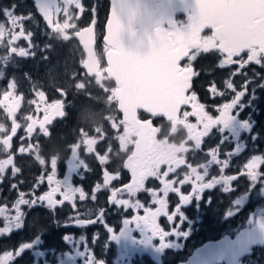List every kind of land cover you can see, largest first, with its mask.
Wrapping results in <instances>:
<instances>
[{
    "label": "flooded vegetation",
    "instance_id": "1",
    "mask_svg": "<svg viewBox=\"0 0 264 264\" xmlns=\"http://www.w3.org/2000/svg\"><path fill=\"white\" fill-rule=\"evenodd\" d=\"M41 2V0H38ZM57 4L63 9V0H57ZM87 9L93 6L97 8L96 16L98 22L95 26L91 25L92 14L85 11L80 14L74 5H70L69 14L73 16L72 23L78 26L73 28H56L49 30L46 22L43 21L39 14L38 8L35 7V0H0V11L5 8L12 10L15 5V15H31V19L24 22L25 31L31 30L33 48L30 50L28 58H19L12 53V48L17 51L19 47L27 49L28 41L18 40L13 44L8 43L12 39L13 29L7 18L0 15V23L5 24V34L0 37V64L3 60H9L4 66L5 76L0 78V99H3L5 91L10 82L16 84L12 89L14 95L21 96V107L17 109L15 119L21 125L15 135L12 134V118H10L3 107H0V125L3 131H0V141L11 136L10 147L0 143V161L7 163L12 157V164L5 168L4 174L0 176V228L7 223L6 217L15 215L13 205L19 198V193L24 192L25 198L32 199V193L35 196L42 195L49 190L45 173L50 171V162L41 165L40 162L45 158L51 160L58 159L57 179L71 180L74 187H81L85 192V200L80 201L78 194L71 202H66L63 206L58 205L55 209L50 210L47 207H33L29 209L22 206V211L26 214L23 227L19 230L13 229L10 233H0V256L6 252H12L13 257L8 264H31L30 252L26 251L21 257H15V251L23 243L31 242L38 233H42L44 243L43 248H54L49 251L60 253L57 257L59 264H77V258L71 253V241L80 242L81 238L86 239L88 251H95L94 258H101V264H186L193 255L205 245L217 242L221 239H234L244 230L254 228L257 223L264 220V194H261L257 182L248 183L242 173L246 171L243 165L253 154L251 141L248 147L243 149L239 154L229 159V167L224 173H220L219 165L209 166L205 182L212 178H219L220 175H237L240 177L233 182L235 187L231 194H225L222 187L217 186L213 190H206L203 199L199 202L194 201L193 207L185 208L186 222L182 228H179L180 222L177 218L175 223L179 230L186 234L180 237H169L167 243L169 247L161 248L155 238H149L148 229L144 225H137L128 221L134 215L143 216L144 210L124 209L116 207L109 203L108 198L111 190L114 188H123V186L132 182V174L144 172L166 171L169 166L175 167L179 164L183 155L186 164L182 165L174 173H170L166 179L172 180L176 187H181L186 194L191 191L190 184L181 186L179 180L186 175L195 180L191 174L192 167L204 175V170L200 165L206 164L210 157L206 155L207 151L216 143L215 133L206 138L202 143V149L189 151L184 154L185 141L188 138L189 129L180 119L173 116L172 113L159 115L151 110L146 104L136 105L135 99L132 98L127 102H119L117 94L128 91L134 92L135 89L140 91L145 88L140 81L135 84L126 83L134 80L129 77L123 79L119 84L111 79L107 72L106 54L111 49L104 41V30L110 11V0H83ZM160 2H152L153 12L157 10ZM54 19L61 24L65 19L63 12L56 13L53 9ZM146 21H138L134 26L137 32L139 28L145 27L148 34L157 27L167 28V24ZM176 22L186 25L185 15H176ZM94 27V41L92 50L94 52V61L86 66L89 57L84 50L77 33L85 27ZM88 32L91 29L86 30ZM201 35L215 39L210 29L204 30ZM91 40L82 43H90ZM73 47L72 58L68 62L63 61V53L66 49ZM136 48L137 51L146 50ZM136 50L134 52H136ZM63 56V57H62ZM223 56L215 51L208 54H201L193 62V68L198 72V76L193 78L192 92L198 97V103L204 104L205 110L210 115H218L216 111L224 103H228L234 98L232 90L227 88V83L232 82L238 90L242 87L246 79H254L256 83L250 85V88H256L258 83H264V67L248 64L240 74L233 75L237 71L238 65L219 67V61ZM247 59L246 53L240 58ZM187 63L182 60L181 64ZM132 66L125 67V74L129 76ZM75 78V79H73ZM127 80V81H126ZM123 83V84H122ZM145 83V82H144ZM80 87L77 89V86ZM154 88L150 92L160 90L165 92L160 97V103L166 104L167 90L156 78L153 80ZM215 85L216 93L211 92V87ZM133 86V87H131ZM58 89L67 91L66 116L57 119L50 126V136L43 137L39 133H34L32 138H28L25 131L28 121L27 115H33L35 119H42L43 112H37L35 105L30 101L37 100L35 92L43 90L46 93V102L51 103L60 99ZM147 89V88H146ZM143 90V89H142ZM135 93V92H134ZM94 95V98L89 97ZM190 94V93H189ZM259 100L256 105L253 104L250 112L254 113L257 121L254 132L260 133V139L256 142L258 148L255 154H264V90L257 88L256 92ZM160 95H154L153 100H157ZM163 101V102H161ZM133 115L129 120L124 119L120 107L133 106ZM146 107L158 117L153 118L150 114L140 107ZM183 111H191L189 106H183ZM247 116V111L244 113ZM114 117L120 122V131L125 128L123 137L118 138L110 129L108 119ZM129 118V117H128ZM146 120H151V127ZM190 122L195 123V118L191 117ZM99 133V135H97ZM90 134V135H89ZM103 136L94 145L93 140ZM238 136L239 133L237 132ZM38 137V138H37ZM39 145L31 149L29 144ZM86 145L89 150L94 151L89 154L82 146ZM189 147L194 145L189 142ZM233 147L224 145L221 148L220 159H225L224 151ZM24 148V153L20 149ZM78 151V159L86 163L87 168L81 169L79 173H67V160L70 157L69 149ZM99 155H105L108 160L106 164L101 165L98 160ZM13 167L19 169L13 173ZM108 171L110 174L119 173V179L112 181L108 188L101 187L95 193L93 199V189L99 183L103 185V173ZM258 171H264V166ZM81 175L83 178H81ZM43 179L42 183H38ZM16 185V188L12 186ZM163 187L155 177H149L145 181V190L140 191L134 197H129L126 192L118 193V199H129L134 204L137 200L152 210L158 207L153 204L152 193L147 191L151 189L157 197H163L160 189ZM127 194V195H126ZM57 194L56 199H61ZM209 198L211 199L208 202ZM168 201V211L171 214L178 203V195L170 194L166 197ZM75 205L73 207L72 205ZM103 210V219L101 222L86 224L84 226H74L77 219L84 221L97 220ZM128 221V222H126ZM157 223L161 228L171 232L173 224L165 216H160ZM65 224L70 226L65 227ZM108 231L106 232V227ZM67 234L70 238L69 244L62 241V237ZM111 236H115L112 239ZM95 240V243L93 241ZM27 247V245H24ZM83 251L84 249L81 248ZM82 264V262H81ZM220 264H226L225 262ZM237 264H264V246H255L250 249L248 255L241 257Z\"/></svg>",
    "mask_w": 264,
    "mask_h": 264
},
{
    "label": "snow or ice",
    "instance_id": "2",
    "mask_svg": "<svg viewBox=\"0 0 264 264\" xmlns=\"http://www.w3.org/2000/svg\"><path fill=\"white\" fill-rule=\"evenodd\" d=\"M64 7L57 4V0H35V7L38 8L39 14L43 21L46 22V27L49 30H55L56 28H77L76 23H72L73 16L69 14L70 5H74L75 9L83 14L85 11H90L92 19L91 25L95 26L98 22L96 16L97 8L93 6L90 10L87 9L83 0H63ZM117 0H111V14L108 16L107 34L104 36V40H111L113 51V63L117 69V75L121 78L125 76V67L131 65L139 73L149 74L157 78L168 94L174 99L176 105V118L180 119L182 123L189 129L188 138L185 141L184 154L189 151H197L202 149V143L206 138L215 133L216 143L207 151L206 155L210 157L206 164L200 165V168L204 170V175L197 170L196 167H192L191 164L188 167L191 169V174L195 176V180H191V177L186 175L183 179L179 180L181 186L190 184L191 191L184 193L181 187H176L172 180L166 179L170 173L176 172L178 168L186 164L185 156L183 155L179 164L175 167L169 166L166 171L161 173V169L158 172H139L134 173L128 169L132 174V182L123 186V188H114L111 190V195L108 198L109 203L116 207H123L124 209L143 208L144 215H134L128 221L134 222L137 225H144L148 229L149 238H155L158 245L161 248L169 247L167 243L169 237H180L186 233L179 228L183 227L186 222L185 208L193 207V202H199L203 199V194L206 190H213L217 186L222 187L225 194H231V191L235 187L232 186L233 182L237 181L240 177L237 175H220L219 178H212L205 182L208 174L209 166L219 165L220 173H224L225 169L229 167V159L232 156L239 154L243 149L248 147L249 141L253 146V154L248 159L247 163L243 165L246 170L242 173V176L246 178L248 183L253 181L257 182V186L260 188L261 194H264V171H258L264 166V154H255V149L258 148L256 142L260 139V133L254 132L257 121L252 119L254 113L250 112V108L253 104L259 100L256 92L257 88L264 90V83H258L256 88H250V85L256 83L254 79H246L242 87L238 90L234 87L232 82L227 83V88L232 90L234 98L230 102L224 103L216 109L218 115H210L205 110L204 104L198 103V97L195 92H192L193 78L198 76L193 68V62L201 54H208L212 51L219 53L223 56V59L219 61L218 66H230L238 65V69L233 75L240 74L248 64L254 63L255 65L264 67V0H181L183 4V11L188 17L187 25L177 23L175 20H169L168 27H157L150 36H148L147 48L143 53L131 52L125 50L119 40L120 33L122 31V24L119 15L115 12V5ZM15 5L12 6V10L8 8L0 11V15L7 18L13 29H19V31H12V39L8 43L13 44L18 40L28 41L27 49L25 47H19V50L15 47L12 48L13 55L19 58H28L30 50L33 48L31 42L34 33L31 30L25 31L24 22L31 19V15H15ZM53 9L56 13L63 12L64 21L61 24L58 20L54 19ZM89 26L80 30L77 33V38L82 42L88 40L94 41V27ZM91 29L90 32L86 31ZM205 29H210L215 34L216 38L209 40L208 37L201 35ZM5 24L0 23V37L5 34ZM243 53H246L247 59L240 58ZM187 60V63L181 64L182 60ZM9 63V60H3L0 64V78L5 76L4 66ZM75 79V78H73ZM9 89L5 91L3 99H0V107H3L8 116L12 118L11 132L16 134L17 129L21 127L16 122L15 114L17 109L21 107V96L14 95L11 91L16 88L14 82H10L7 86ZM211 92L216 93V87H211ZM61 98L56 99L51 103L46 102V93L43 90L35 92L37 100L30 101L35 105L37 112H43L42 119H35L33 115H27L26 121L27 127L25 129L28 138H32L34 133H39L40 136H50V126L57 119H62L66 116V100L67 91L64 89H58ZM190 93V94H189ZM183 106H189L191 111H183ZM257 106V105H256ZM138 110H143L145 113L150 114L153 118L158 117L152 111L146 107H140ZM247 111V116L244 113ZM195 118V123L190 122V118ZM146 122L154 128L151 120ZM117 127V125L115 126ZM3 126L0 125V131H3ZM239 133L237 136L236 133ZM90 135V134H89ZM99 135V133H97ZM38 138V137H37ZM11 136L6 137L0 143L5 148L10 147ZM189 142L194 145L193 148L189 147ZM97 141L94 142V145ZM224 145H232L233 147L227 148L223 155L225 159H220L221 148ZM37 145L29 144L28 148L37 147ZM86 149L87 153L91 154L94 151L89 150L86 145L82 146ZM21 153H24V148L20 149ZM70 157L67 160L66 168L67 173L76 174L81 169L87 168L84 162L78 159V151L69 149ZM99 163L104 165L107 163L105 155H99ZM12 157L7 163L0 161V176L4 174L5 168L12 164ZM50 162V171L45 173L49 190L42 195L35 196L33 192L32 199L25 198L24 192L19 193V198L13 205L15 215L6 217L7 223L3 228H0V233H10L13 229L19 230L23 227L25 213L22 211V206H27L29 209L33 207H47L50 210L55 209L58 205L63 206L66 202L71 203L77 196L80 201L85 200V192L81 187H74L71 180L64 178L57 179L58 173V159L51 160L45 158L40 162L41 165H46ZM13 173L19 171V169L13 167ZM149 177H155L159 180L163 187L160 189L163 192V197H157L151 189H147L153 196V204L158 205L155 210L150 207H144L138 200L132 204L129 199H118L117 194L126 192L129 197L136 196L142 190H145V181ZM81 178L83 176L81 175ZM119 179V173L110 174L108 171L103 173V185L97 184L93 189V199H95V193L101 187L108 188L112 181ZM43 179L38 182L42 183ZM16 188V185L12 186ZM57 194L62 197L56 199ZM170 194L178 195V203L175 205V210L169 214L168 201L165 199ZM211 199L209 198L208 202ZM75 207V205H72ZM3 209H0L2 212ZM160 216H165L169 222L173 224L171 232L161 228L157 223V219ZM179 219L180 226L177 227L175 221ZM103 219V210H101V216L97 220L84 221L77 219L74 226H84L86 224H92L101 222ZM126 221V222H128ZM70 226L65 224V227ZM106 227V225H105ZM260 227L264 229V224ZM108 228L106 227V232ZM115 239V236H111ZM62 241L67 245L70 242V238L65 234ZM44 243L42 233H38L35 238L28 243H23L18 250L15 251V257L19 258L26 251L30 252L31 264H59L57 259L61 253L49 251L54 248H43ZM95 243V240L93 241ZM27 245V247H24ZM72 249L71 253L77 258V264H101V258H94V249L89 252L88 245L85 238H81L77 243L75 240L71 241ZM81 248L84 250L82 251ZM218 253L214 250H207L202 259L205 264H212L216 259ZM13 257L12 252H6L3 256H0V264H8Z\"/></svg>",
    "mask_w": 264,
    "mask_h": 264
},
{
    "label": "water",
    "instance_id": "3",
    "mask_svg": "<svg viewBox=\"0 0 264 264\" xmlns=\"http://www.w3.org/2000/svg\"><path fill=\"white\" fill-rule=\"evenodd\" d=\"M154 1H159L161 3L155 13L153 12L151 7V3ZM183 7L184 6L181 3V0H117V3L115 5V12L117 15H119L122 24V31L119 36L121 46L125 50L131 52H134L136 48H144V46H147L148 36H150V34L146 33L147 29L145 27L139 28L137 32L135 31L133 24L135 25L138 21H146L145 24L157 22L168 25L170 19L175 20V15L183 14L185 15L187 25L188 17L184 13ZM110 14L111 7L108 16H110ZM106 34L107 25H105V35ZM213 36L216 38L214 33ZM80 42L84 50L86 51L87 56L89 57V62L86 63V66H88L94 61V52L92 50L93 43L92 41L90 43H82L81 40ZM105 42L108 45L112 46V41L110 39ZM137 52L143 53L144 50ZM112 56L113 51L109 52L106 55L107 63L109 65L107 72L109 77L114 79L117 83H120L123 79L129 77L134 81H127L126 83L135 84L134 82L140 81L141 85L144 86L149 82V80L156 79L149 74L137 72L134 67L132 68L129 76L125 74L123 78L119 77L117 75V69L115 64L113 63ZM148 85L149 83L147 84V86H145V88H142L143 90L141 89L140 91H137V89H135V93L129 91L120 92L119 94H117L119 102L130 101L134 97L136 98V105L146 104V106H148L151 110L159 115L172 113L173 116H176L175 101L168 94V92L166 94L167 105H165L163 103H160V97H163L165 92H162L160 90L150 92V90L154 88V85L149 88ZM154 95H160L156 101L153 100ZM136 105H133L132 107H120V110L123 112L124 119L129 120L132 118L130 116L133 115ZM261 224H264V220L259 221L254 228L244 230L234 239L224 238L217 242L205 245L203 248L199 249L186 264H205V261L202 259V257L209 249L214 250L218 253L216 259L212 262V264H220L222 262H225L226 264H237L238 260L241 257L249 254L251 248L255 246H264V229L260 227Z\"/></svg>",
    "mask_w": 264,
    "mask_h": 264
},
{
    "label": "rangeland",
    "instance_id": "4",
    "mask_svg": "<svg viewBox=\"0 0 264 264\" xmlns=\"http://www.w3.org/2000/svg\"><path fill=\"white\" fill-rule=\"evenodd\" d=\"M72 54H73V47H70V49H69V47L66 49V52L65 53H63V56H64V58H63V61H66V62H68L69 61V59L70 58H72ZM62 56V57H63ZM80 87V85H78L77 86V89ZM89 97H92V98H94V95H90L89 94ZM108 123H109V125H110V129L113 131V134L115 135V136H117L118 138H121V137H123L124 136V134H125V128H122L120 131H117L120 127H121V124H120V122H118L114 117H110L109 119H108ZM117 125V127H115ZM103 136V134H101L100 135V137L98 138V139H95V140H93V142H95V141H98L101 137ZM127 195V194H126ZM125 199V198H124Z\"/></svg>",
    "mask_w": 264,
    "mask_h": 264
}]
</instances>
